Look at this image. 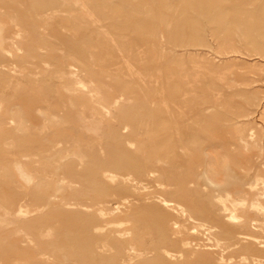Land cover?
<instances>
[{"label":"rangeland","instance_id":"374dc122","mask_svg":"<svg viewBox=\"0 0 264 264\" xmlns=\"http://www.w3.org/2000/svg\"><path fill=\"white\" fill-rule=\"evenodd\" d=\"M0 264H264V0H0Z\"/></svg>","mask_w":264,"mask_h":264},{"label":"bare ground","instance_id":"6f19581e","mask_svg":"<svg viewBox=\"0 0 264 264\" xmlns=\"http://www.w3.org/2000/svg\"><path fill=\"white\" fill-rule=\"evenodd\" d=\"M111 37V36H110ZM126 59V58H125ZM107 61V60H106ZM114 70V69H113ZM130 71V70H129ZM111 75V74H110ZM139 77V76H138ZM142 79V78H141ZM144 83V82H143ZM182 87V86H181ZM162 91V90H161ZM157 103V102H156ZM111 104H113V103H111ZM109 121V120H108ZM255 156V155H254ZM18 161V160H17ZM16 163V162H15ZM14 169V168H13ZM15 172H16V174L15 175H17V177L19 178V180L21 181V182H23L24 184H28V183H30V181H31V178H30V175H29V173H27V172H25V171H23V169L21 168V166L18 164V162L16 163V165H15ZM211 172V171H210ZM205 175H207L206 173H205ZM210 175V174H209ZM208 175V176H209ZM117 178V177H116ZM17 180V179H16ZM209 180H210V182H211V184H219V182H217V183H215L214 181H212V179H210V177H209ZM214 180V179H213ZM20 182V183H21ZM33 182V181H32ZM29 185V184H28ZM217 186V185H216ZM20 211H21V209H20ZM21 214H23V212H21ZM19 231V230H18ZM15 232H16V229H15ZM22 233V232H21ZM16 234V233H15ZM19 234V233H18ZM113 234V233H112ZM129 235V234H128ZM15 236H17V235H15ZM130 239V238H129ZM134 260V259H133Z\"/></svg>","mask_w":264,"mask_h":264}]
</instances>
